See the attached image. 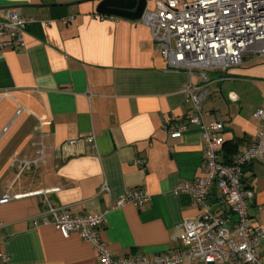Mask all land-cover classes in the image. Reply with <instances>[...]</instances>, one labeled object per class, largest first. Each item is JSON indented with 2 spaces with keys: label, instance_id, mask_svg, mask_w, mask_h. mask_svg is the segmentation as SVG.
Returning <instances> with one entry per match:
<instances>
[{
  "label": "crops",
  "instance_id": "obj_1",
  "mask_svg": "<svg viewBox=\"0 0 264 264\" xmlns=\"http://www.w3.org/2000/svg\"><path fill=\"white\" fill-rule=\"evenodd\" d=\"M163 1L147 0L146 11ZM99 2L0 0V19L15 10L30 21L25 49H0V198L20 196L0 204V264H100L78 233L64 238L53 226L34 225L49 205L75 216L102 213L127 189H144L142 207L106 213L100 237L119 257L186 249L179 226L201 214L175 189L204 176L202 130L189 126L179 138L164 131L169 118L175 130L191 116L185 90L195 80L169 68L142 18L100 15ZM209 76L204 122L223 124L220 158L228 162L261 127L253 114L264 107V55ZM41 119L51 125L40 128ZM40 142L45 162L21 169L19 162L38 158ZM243 175L254 192L248 214L264 229V162ZM208 203L231 224L216 189Z\"/></svg>",
  "mask_w": 264,
  "mask_h": 264
},
{
  "label": "built area",
  "instance_id": "obj_2",
  "mask_svg": "<svg viewBox=\"0 0 264 264\" xmlns=\"http://www.w3.org/2000/svg\"><path fill=\"white\" fill-rule=\"evenodd\" d=\"M29 22L15 10L0 19V49H25ZM141 22L149 27L156 48L169 68L186 72L195 80L185 90L192 105L191 116L175 130L169 128L173 118L164 124V131L173 138H179L189 126H199L202 130L204 176L194 182H182L175 189V194L189 196L201 209L197 219L184 220L179 226V236L186 249L172 255L119 257L101 239L109 210L127 205L142 207L149 202L148 193L141 188L127 189L102 213L75 216L68 208L49 205L40 221L34 220V225L53 226L64 238L78 233L95 248L100 264H192L195 260L204 264H264L261 252L264 229L248 214V202L254 192L243 188L244 168L256 161L264 162V107L253 114L261 123L260 129L228 163L220 158L218 134L224 126L218 121L205 123L203 113V105L211 95L210 72L227 73L248 58L264 55V0H166L158 3L156 11H145ZM50 125V121L40 120V128ZM86 141L95 149L94 136L86 137ZM74 144L75 141H70L66 145ZM37 153L36 160L19 162L20 168L30 169L45 162L43 142L39 143ZM135 164L143 166L144 160L136 159ZM213 189L234 215L231 224L212 211L208 201ZM101 191L108 192V185ZM19 197L5 193L0 204Z\"/></svg>",
  "mask_w": 264,
  "mask_h": 264
},
{
  "label": "water",
  "instance_id": "obj_3",
  "mask_svg": "<svg viewBox=\"0 0 264 264\" xmlns=\"http://www.w3.org/2000/svg\"><path fill=\"white\" fill-rule=\"evenodd\" d=\"M146 7L147 0H100L96 12L138 21L144 15Z\"/></svg>",
  "mask_w": 264,
  "mask_h": 264
},
{
  "label": "trees",
  "instance_id": "obj_4",
  "mask_svg": "<svg viewBox=\"0 0 264 264\" xmlns=\"http://www.w3.org/2000/svg\"><path fill=\"white\" fill-rule=\"evenodd\" d=\"M229 161H230V160H229ZM229 161H228V162H229ZM228 162H225V163H228ZM244 182L246 183L247 180L244 179V175H243V188H250V186L245 185Z\"/></svg>",
  "mask_w": 264,
  "mask_h": 264
}]
</instances>
